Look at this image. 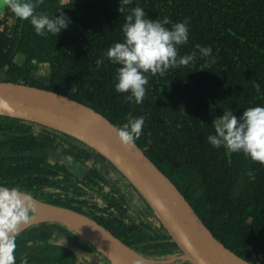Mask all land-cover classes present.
Returning a JSON list of instances; mask_svg holds the SVG:
<instances>
[{
  "label": "trees",
  "instance_id": "obj_1",
  "mask_svg": "<svg viewBox=\"0 0 264 264\" xmlns=\"http://www.w3.org/2000/svg\"><path fill=\"white\" fill-rule=\"evenodd\" d=\"M150 18H187L188 43L178 55L210 46L208 57L149 76L140 104L113 90L114 65L96 61L122 39L118 0H73L70 23L56 36L36 35L0 9V81L63 93L119 126L143 115L136 144L184 194L227 248L264 264V165L213 148L211 120L264 105V0H133ZM129 6V7H131ZM43 0L36 11H55ZM252 170L250 178L246 172ZM0 183L94 219L122 242L164 264H190L135 187L82 141L46 125L0 114ZM15 264H113L70 225L45 220L18 231Z\"/></svg>",
  "mask_w": 264,
  "mask_h": 264
},
{
  "label": "clouds",
  "instance_id": "obj_2",
  "mask_svg": "<svg viewBox=\"0 0 264 264\" xmlns=\"http://www.w3.org/2000/svg\"><path fill=\"white\" fill-rule=\"evenodd\" d=\"M73 0H58L59 7L53 15L36 11L43 0H0V9L7 8L14 17L27 20L36 35H57L70 23L61 11L70 7ZM133 0H118L117 11L122 14L120 32L122 39L113 41L96 61L99 66L104 58L114 65L113 90L127 93L125 101L140 104L144 98L149 76L164 75L169 68L188 66L199 57L211 56L210 46L193 45L195 51L178 55V48L188 43L187 18L172 22L168 16L150 18ZM131 6V7H129ZM5 102L0 100V105ZM145 118L130 116L115 128L122 144L132 145L140 137ZM213 131L206 141L213 148L239 152L251 161L264 165V105L244 108L237 116L230 108L211 120ZM246 174L251 178L252 170ZM35 211L32 193L19 186L0 183V264H15L18 226L27 224Z\"/></svg>",
  "mask_w": 264,
  "mask_h": 264
},
{
  "label": "water",
  "instance_id": "obj_3",
  "mask_svg": "<svg viewBox=\"0 0 264 264\" xmlns=\"http://www.w3.org/2000/svg\"><path fill=\"white\" fill-rule=\"evenodd\" d=\"M0 114L34 121L62 131L93 148L110 161L135 187L181 249L190 264H253L227 248L204 224L184 194L134 142L122 144L115 126L102 114L69 96L35 86L0 81ZM35 211L18 231L45 220L64 222L91 241L113 264H164L136 252L103 225L69 207L32 196ZM96 236L121 260L117 261L84 232Z\"/></svg>",
  "mask_w": 264,
  "mask_h": 264
},
{
  "label": "bare ground",
  "instance_id": "obj_4",
  "mask_svg": "<svg viewBox=\"0 0 264 264\" xmlns=\"http://www.w3.org/2000/svg\"><path fill=\"white\" fill-rule=\"evenodd\" d=\"M84 234L86 235V237H89L90 239H92L93 241H95V243L101 247L103 250H105L107 253H109L113 258H115L117 261H123L121 260V258L116 255L110 248H108L103 242H101L96 236H94L93 234L89 233V232H84ZM139 264H145L143 261L139 262Z\"/></svg>",
  "mask_w": 264,
  "mask_h": 264
},
{
  "label": "rangeland",
  "instance_id": "obj_5",
  "mask_svg": "<svg viewBox=\"0 0 264 264\" xmlns=\"http://www.w3.org/2000/svg\"><path fill=\"white\" fill-rule=\"evenodd\" d=\"M82 237H83V235H82ZM84 238V237H83Z\"/></svg>",
  "mask_w": 264,
  "mask_h": 264
}]
</instances>
